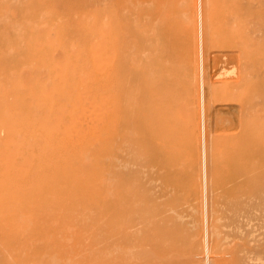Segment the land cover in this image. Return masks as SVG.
Masks as SVG:
<instances>
[{
  "label": "rangeland",
  "instance_id": "374dc122",
  "mask_svg": "<svg viewBox=\"0 0 264 264\" xmlns=\"http://www.w3.org/2000/svg\"><path fill=\"white\" fill-rule=\"evenodd\" d=\"M0 264H264V0H0Z\"/></svg>",
  "mask_w": 264,
  "mask_h": 264
}]
</instances>
